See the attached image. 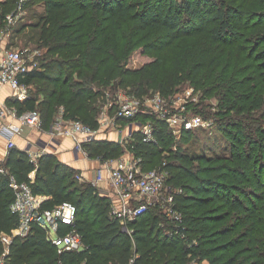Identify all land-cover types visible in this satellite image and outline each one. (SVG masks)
Returning <instances> with one entry per match:
<instances>
[{"label": "trees", "instance_id": "16d2710c", "mask_svg": "<svg viewBox=\"0 0 264 264\" xmlns=\"http://www.w3.org/2000/svg\"><path fill=\"white\" fill-rule=\"evenodd\" d=\"M18 1L0 0V31ZM33 5L43 7L35 25L37 47L46 52L24 80L37 91L9 104L39 110L47 129L61 106L66 118L98 127L118 87L145 96L149 81L160 76L158 90L169 96L193 72L200 84L209 79L206 95L216 88L226 112H234L222 123L233 144L225 157L194 156L171 146L167 123L156 115L118 117L124 133L131 122H153L156 141H144L134 125L126 147L142 157L143 169L168 171L166 184L182 189L173 192L181 214L173 220L159 205L133 217L113 214L120 197L105 183L79 181L77 167L53 152L32 161L13 147L10 173L45 195L44 207L72 202L75 222L61 232L77 229L86 246L60 253L48 231L33 223L26 236L13 238L3 264H125L132 258L137 264H264V0H29L25 8ZM138 48L152 60L129 68ZM248 69L251 75H243ZM116 139L102 136L86 148L91 157H120L125 147ZM14 195L9 176L0 173V235L19 224L10 209ZM167 219L170 228L162 225Z\"/></svg>", "mask_w": 264, "mask_h": 264}, {"label": "built area", "instance_id": "2783aa9c", "mask_svg": "<svg viewBox=\"0 0 264 264\" xmlns=\"http://www.w3.org/2000/svg\"><path fill=\"white\" fill-rule=\"evenodd\" d=\"M29 0H19L15 9L6 15V27L0 31V137L5 139L4 156H0V173L9 176V185L14 190V199L10 209L19 216V224L9 233L2 232L1 243L4 247L0 264L10 251V245L14 237L26 236L33 223H39L48 231V237L56 246L58 252L67 250H83L85 243L82 234L75 228L61 232L62 225L72 226L76 219V206L70 201H64L52 208L44 207L47 199L45 195L35 194L27 182H18L6 166V160L10 150L17 146L16 138L28 127L44 133L45 137L30 143L28 151L32 161H37L40 155L46 152H55L57 138L69 139L73 145L71 151L74 159H89L95 161L97 166L93 170L91 179L81 173L77 175L80 181H90L94 185L105 183L107 190H113L119 195L118 205L114 206L113 214L127 217L143 214L151 206L159 205L163 213L170 218H180L181 214L174 211V193L166 187L168 171L152 169L145 170L141 166L142 157L136 156L128 150L126 143L132 137L133 126H139L144 141L155 140V127L153 124L131 122L129 132L118 130V141L124 145L125 153L120 157H105L97 154L93 158L86 148V144L96 141L103 136L110 139L105 132L117 128L118 117L133 118L137 114H154L159 119L174 124L180 120L182 128H193L198 125H206V121L195 115L183 113V106L177 108L175 98L164 96L160 91L154 99L139 96L127 91L118 90L116 96L108 101L99 118V126L91 127L80 120L68 119L64 116V107L59 108L56 119L49 129H45L41 112L37 109L20 111L15 104H9L2 99L5 89L8 90V99L25 102L30 99V84L25 82L26 74L38 66V61L32 57L29 49L9 47L8 43L13 35V27L23 18L22 12ZM171 97V98H168ZM115 111L110 114V107ZM177 124V125H179ZM108 190V191H109ZM182 189H180L181 191ZM125 264H137L135 259H130Z\"/></svg>", "mask_w": 264, "mask_h": 264}, {"label": "rangeland", "instance_id": "374dc122", "mask_svg": "<svg viewBox=\"0 0 264 264\" xmlns=\"http://www.w3.org/2000/svg\"><path fill=\"white\" fill-rule=\"evenodd\" d=\"M42 12L43 7L40 5H33L24 8V11L22 12L23 18L17 23L15 29L19 28L20 26L21 28H19V31L15 32L11 36L8 43L9 47L29 49L32 52L33 59L35 61H38V65L40 62V58L46 52V48L37 47L39 27H37L35 24L38 21ZM150 60H152V57H149L148 55L144 54L142 52V49L138 48L131 54L127 66L129 68L139 67ZM251 73L252 70L248 69L245 70L243 75L250 76ZM74 75L75 77H77V70L75 71ZM194 78L195 76L193 72H191V74L187 78H184L182 83L178 85V88L176 89L175 93H173V97L176 100L175 105L177 108L183 106V113H186L190 116H199L200 118L206 121V125H198L190 129H183L182 124H179L180 120H178L175 125L166 122L168 130L171 132V146L173 148H176V144L182 145V148L185 149L187 153L194 156L202 152H207L209 155H216L220 157L228 156L231 152V144H233V141L228 135L223 132L224 126H222V123H225V113H227L225 107L227 105H222V101H220V99L217 97L218 90L216 88H214L211 95H206L204 93L205 85L209 84V79L206 80L204 83L200 84ZM159 79L160 76H157L153 77V79L149 81L150 83L147 84V86L150 87V92L148 95H145L146 97H149L150 99L155 98L157 92L159 91ZM36 83L41 84L42 82L37 81ZM117 89L121 91L129 90L128 88H125L123 86H120ZM36 91V84H31L29 89L30 99L31 97H33L32 95H34ZM40 97L41 98L39 100L41 101L43 96ZM102 111L103 110H101V112ZM113 113L114 111L110 114ZM227 114L233 115L234 112H229ZM149 123L153 124V122L151 121H149ZM44 127L45 129H47V124ZM188 131H193V133L189 137L187 136ZM30 134L31 128H24L23 137L30 136ZM63 153L64 152L62 151L60 154L57 155L62 156ZM79 172V170L77 172L75 171L74 175L77 177V175H79ZM171 176L172 175H170V177ZM167 185L169 187V191L174 193L178 189H181L179 188V186H175V184L171 182L167 183L166 187ZM168 218L170 220H173V218ZM170 224L171 221H168L167 219V221L164 222L162 225H166V228H170ZM3 251L4 247L2 249L0 257L2 256Z\"/></svg>", "mask_w": 264, "mask_h": 264}, {"label": "crops", "instance_id": "0c3cea01", "mask_svg": "<svg viewBox=\"0 0 264 264\" xmlns=\"http://www.w3.org/2000/svg\"><path fill=\"white\" fill-rule=\"evenodd\" d=\"M1 98L8 100V90L7 89H5L4 93H2ZM118 124L119 125H117L115 132L109 134L110 139H114V138L119 137V136L117 137L115 135L118 134V130L122 129V124L121 123H118ZM44 135H45L44 133H39L37 130L31 129L30 136L23 137V133H22L20 136H18L16 138L17 147L21 148L22 150H27L30 143L35 142L38 139L45 137ZM54 143H55V152H53V153L60 154L63 151L64 153L61 156L62 160H64L67 163H73L77 167V169L80 171L79 173H81L86 178L91 179V177L93 175V170L97 166V163L95 161H92L89 159H83V158L79 159V160H75L73 152L70 150L73 143L69 139L57 138V140ZM60 143H61V145H60ZM5 153H6L5 139L3 137H0V156H4ZM30 178L32 181H35V178H36L35 171L30 173Z\"/></svg>", "mask_w": 264, "mask_h": 264}]
</instances>
